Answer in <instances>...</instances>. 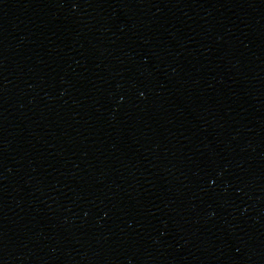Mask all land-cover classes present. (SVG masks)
<instances>
[{"label":"water","instance_id":"95a60500","mask_svg":"<svg viewBox=\"0 0 264 264\" xmlns=\"http://www.w3.org/2000/svg\"><path fill=\"white\" fill-rule=\"evenodd\" d=\"M262 264H264V254H263V260H262Z\"/></svg>","mask_w":264,"mask_h":264}]
</instances>
